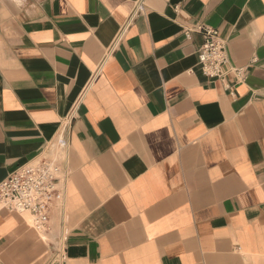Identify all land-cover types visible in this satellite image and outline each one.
Listing matches in <instances>:
<instances>
[{
  "label": "crops",
  "instance_id": "obj_1",
  "mask_svg": "<svg viewBox=\"0 0 264 264\" xmlns=\"http://www.w3.org/2000/svg\"><path fill=\"white\" fill-rule=\"evenodd\" d=\"M0 0V183L68 152L66 264H264V0ZM203 24L246 78L202 74ZM100 68L99 74L96 71ZM0 212V264H54Z\"/></svg>",
  "mask_w": 264,
  "mask_h": 264
},
{
  "label": "built area",
  "instance_id": "obj_2",
  "mask_svg": "<svg viewBox=\"0 0 264 264\" xmlns=\"http://www.w3.org/2000/svg\"><path fill=\"white\" fill-rule=\"evenodd\" d=\"M145 12V0H139L116 42L108 53L114 51L126 30L134 20ZM188 39L198 33L203 43L197 50L198 65L202 74L211 80H225L233 73L237 81L246 78L245 68L230 67L226 41L219 31L203 24H196L184 30ZM100 68L96 71L99 74ZM81 100H78L63 119L61 129L54 143L46 152L13 171L0 183V212L3 210L29 215L30 226L43 235L54 230L52 219L59 216V231L56 237V259L54 264H66L65 242L68 234V213L66 196L70 178L68 152L71 133Z\"/></svg>",
  "mask_w": 264,
  "mask_h": 264
},
{
  "label": "rangeland",
  "instance_id": "obj_3",
  "mask_svg": "<svg viewBox=\"0 0 264 264\" xmlns=\"http://www.w3.org/2000/svg\"><path fill=\"white\" fill-rule=\"evenodd\" d=\"M25 218H26V220H27V222L29 223V224H31V218L29 217V215H25Z\"/></svg>",
  "mask_w": 264,
  "mask_h": 264
}]
</instances>
